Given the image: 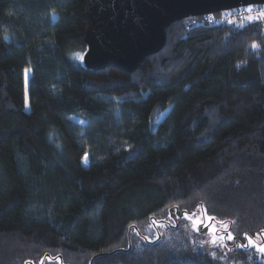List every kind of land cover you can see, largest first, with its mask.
<instances>
[{
	"label": "trees",
	"instance_id": "1",
	"mask_svg": "<svg viewBox=\"0 0 264 264\" xmlns=\"http://www.w3.org/2000/svg\"><path fill=\"white\" fill-rule=\"evenodd\" d=\"M86 4L0 0V264H264V17L184 19L92 71ZM185 212L234 243L145 235Z\"/></svg>",
	"mask_w": 264,
	"mask_h": 264
},
{
	"label": "water",
	"instance_id": "2",
	"mask_svg": "<svg viewBox=\"0 0 264 264\" xmlns=\"http://www.w3.org/2000/svg\"><path fill=\"white\" fill-rule=\"evenodd\" d=\"M253 5L264 0H87L84 66L134 72L166 46L173 23Z\"/></svg>",
	"mask_w": 264,
	"mask_h": 264
},
{
	"label": "rangeland",
	"instance_id": "3",
	"mask_svg": "<svg viewBox=\"0 0 264 264\" xmlns=\"http://www.w3.org/2000/svg\"><path fill=\"white\" fill-rule=\"evenodd\" d=\"M28 74H30V71L27 70L26 75L28 76ZM86 160H87V157H86V159H84L85 164H87ZM194 213H195L196 217H200L204 214L202 212H194ZM172 223H173V225H172V227H170V229H167L166 226L165 227L160 226L162 229L157 230V228L153 229V226L150 225V229L146 230L145 235L148 236L151 240H153V239H155V237L157 235H159V233H160V235L161 234L162 235H165V234L169 235L170 231H172L173 229H176V230H180V231L174 232V233H176L178 235L182 234L185 237L190 238L192 240V247L195 246L201 250L208 249L209 251H215L217 249L223 250L224 248H226L225 246L228 242H230V244L234 243V241L232 239L227 241V239H226L227 236H224L227 234L224 233L223 229H225V228H223V227L218 228L217 236H223L224 239H222V240L218 239L217 242L215 244H213L211 242L212 236L209 235L208 229L203 227L202 225L199 226V228L197 230L193 227L192 222L188 219H185L184 217H181V218L178 217ZM175 223H176L175 226L179 229L175 228V226H174ZM217 226H219V225H217ZM231 236L233 237V235H231ZM255 245L256 246H264V239L263 240H260V238L256 239ZM240 246L243 249L246 248L245 243L243 241H242V244ZM248 246L253 247L252 249H254V253L256 254V256L260 258V261L262 263H264V254H262L260 251H258V248L256 246H252V245H248Z\"/></svg>",
	"mask_w": 264,
	"mask_h": 264
},
{
	"label": "snow or ice",
	"instance_id": "4",
	"mask_svg": "<svg viewBox=\"0 0 264 264\" xmlns=\"http://www.w3.org/2000/svg\"><path fill=\"white\" fill-rule=\"evenodd\" d=\"M249 11H251V9H249ZM184 218L190 220L192 222V224H193V227L195 229H197V230H198L199 226H201V225L203 227L207 228L208 232H209V235L212 236V241L211 242L213 244H215L218 239H220V240L224 239L223 236H217L218 227H217V222L215 221L214 217L207 216L206 213H204L200 217H196L195 213H193L192 215H189L187 212H185L184 213ZM152 224L156 225L157 222L155 220H153ZM160 226H162V225H160ZM221 226L224 227V228H227V225H224L222 222H221ZM245 238L248 240L249 245L256 246L255 245V241H253L251 237H248L246 235ZM227 239H229V240L233 239L231 234H229L227 236ZM256 247L258 248V251H260L262 254H264V246H256Z\"/></svg>",
	"mask_w": 264,
	"mask_h": 264
},
{
	"label": "built area",
	"instance_id": "5",
	"mask_svg": "<svg viewBox=\"0 0 264 264\" xmlns=\"http://www.w3.org/2000/svg\"><path fill=\"white\" fill-rule=\"evenodd\" d=\"M257 6H242V8L230 10L228 12H224L219 18H216L213 23L214 25H224L230 23L233 20H239L242 18L250 19L254 18L255 16H262L264 17V5ZM251 9V11H249ZM195 20H190L189 25L191 27L196 26Z\"/></svg>",
	"mask_w": 264,
	"mask_h": 264
}]
</instances>
